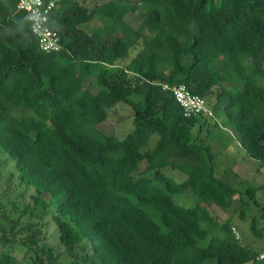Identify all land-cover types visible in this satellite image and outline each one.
<instances>
[{"label":"trees","instance_id":"1","mask_svg":"<svg viewBox=\"0 0 264 264\" xmlns=\"http://www.w3.org/2000/svg\"><path fill=\"white\" fill-rule=\"evenodd\" d=\"M85 2L58 1L49 25L61 49L43 53L16 0H0V151L33 187L34 205L49 207L42 194L55 200L60 242L69 255L80 246L70 264H264V244L249 254L230 223L209 212L228 208L235 194L215 172L212 117H185L163 89L184 85L203 98L264 167V0ZM136 12L135 30L125 17ZM93 20L100 25L81 29ZM121 105L132 111L124 139L99 128ZM165 168L186 179L175 183ZM187 191L198 201L177 205L173 196ZM257 191L246 189L250 198ZM257 222L250 231L260 237ZM216 227L223 237L209 236Z\"/></svg>","mask_w":264,"mask_h":264},{"label":"rangeland","instance_id":"2","mask_svg":"<svg viewBox=\"0 0 264 264\" xmlns=\"http://www.w3.org/2000/svg\"><path fill=\"white\" fill-rule=\"evenodd\" d=\"M103 1L107 0H86L85 5L93 9L95 5ZM125 21L133 29H138L141 24L140 13L126 15ZM99 25L98 21L93 20L80 27L89 31ZM135 55V51L131 50L129 59ZM85 86L93 90V79L88 78ZM211 103H208L210 107ZM14 113L18 115L20 110L14 108ZM213 121L216 123H212ZM224 122V116L213 111V117L208 119V125H206L209 134L207 144L216 156V175L232 185L235 194L228 208L220 209L212 205L209 207V212L220 223L229 222L230 228H235L238 233L239 244L253 255L261 251L264 244V235L258 237L250 231V223L254 217H258L256 225L258 229L264 226V167L246 156L237 143L236 137L224 127ZM99 128L104 133L124 139L133 130L131 109L121 105L110 110L109 119ZM155 142L156 138L153 137L149 141L148 148L154 147ZM14 164V160L0 151V264L7 262L9 264H41V258L44 260L43 264H47V260L50 262L51 257L53 260L50 264H70L75 252L81 253L80 246L75 248L70 256L60 242L58 227L52 218L55 200L50 199L47 194H42L40 198L49 204V207L34 205L32 197L35 191L32 186H26L18 180ZM144 167V163H141L138 172H141ZM163 172L175 183H181L186 179V175L177 169L165 168ZM247 188L258 189L254 198L248 196ZM173 200L181 207H191L198 201L189 191L182 195H174ZM240 208H245L244 218L239 215ZM202 227L206 228V224H202ZM32 232L37 235L36 240L32 239L30 235ZM209 236L223 237L224 232L216 227L211 229ZM204 244L205 242L198 243L200 246ZM87 252H90L89 248ZM205 264H215V260H209Z\"/></svg>","mask_w":264,"mask_h":264},{"label":"built area","instance_id":"3","mask_svg":"<svg viewBox=\"0 0 264 264\" xmlns=\"http://www.w3.org/2000/svg\"><path fill=\"white\" fill-rule=\"evenodd\" d=\"M59 0H16V10L25 14L32 35L36 38L38 48L43 53H57L61 49L58 33L49 25L51 13L57 7ZM163 89H171L176 103L182 109L185 117L207 115L213 117L206 102L198 95L192 94L184 85L173 87L163 86ZM232 234L238 238L235 228H231ZM262 258V257H261Z\"/></svg>","mask_w":264,"mask_h":264},{"label":"crops","instance_id":"4","mask_svg":"<svg viewBox=\"0 0 264 264\" xmlns=\"http://www.w3.org/2000/svg\"><path fill=\"white\" fill-rule=\"evenodd\" d=\"M229 131V130H228Z\"/></svg>","mask_w":264,"mask_h":264}]
</instances>
